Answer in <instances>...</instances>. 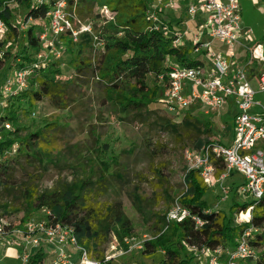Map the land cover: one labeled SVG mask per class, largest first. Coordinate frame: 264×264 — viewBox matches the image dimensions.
I'll return each mask as SVG.
<instances>
[{"label":"rangeland","instance_id":"obj_1","mask_svg":"<svg viewBox=\"0 0 264 264\" xmlns=\"http://www.w3.org/2000/svg\"><path fill=\"white\" fill-rule=\"evenodd\" d=\"M245 1L248 0L241 1L242 25L252 29L251 42L253 38L255 41H264V15L254 12L250 2L247 9L246 3H243ZM189 4L182 6V11ZM14 13L13 24L18 27L19 33L15 40L9 39L7 30L1 26L0 44L3 46L0 48V59L3 57L2 53L9 50L12 54L21 55L26 43V30L29 27L33 28L35 35L45 28L44 20L30 19L23 23L24 8L22 7L15 6ZM160 16L161 29L170 35L168 32L173 25L168 23L165 15L160 14ZM89 21L94 35L98 38L103 32V23L93 19ZM174 25L182 36V44L185 42L189 47L187 54L189 60L200 55L194 53L190 46L193 44V39H189V36L192 38L194 33L198 35L201 43H209L210 49L214 50L212 39L204 32L198 33L196 23L186 12L181 13ZM80 46L83 47L81 57L88 58L92 64L97 62L102 46L90 35L80 37L72 46L68 44L66 38L60 40L52 50L47 47L43 49V56H47V59L42 65H47L49 75L67 85L68 102L64 107L58 108L50 100L43 99L40 102H33L32 108L27 112L21 110L17 112L21 139L29 133L43 129L42 136L34 140V149L39 155L35 156L37 160L26 157V152L35 153L27 151L26 148L25 152L12 157L14 160L10 164L9 176L6 180H2L0 186V213L8 218L11 228L15 229L22 230L28 222L41 221L45 218L46 212L30 210L26 205L30 196H37L45 191H61L68 186L79 185L86 181L94 183L101 174V163L114 157L119 164L121 178L116 180L109 177L108 190L104 194L96 191V185L86 184L83 186V197L90 207L98 211H102L106 205L121 203L133 225L132 237L135 241L142 242L152 237L155 231L154 224L186 191L184 176L188 166L192 165L186 158V151H199L205 141L217 143L222 140L226 147L233 143L232 138L226 136L229 135V129L225 131V126H229V112L215 116L204 114L200 109H192L181 112L178 110L177 114H174L163 104L164 98L161 92L159 102L151 104L148 113L145 112L140 117L121 115L112 106H103V86L90 70L80 73L70 66L69 61L72 59L70 50L76 53ZM203 51L205 54L201 56L210 61L208 52ZM30 53L33 51L30 50ZM0 65V84L3 85L16 67L8 68L11 65L10 60H4ZM203 65L207 66V62L203 61ZM154 81L153 76L147 79L150 86ZM29 86L30 90L36 89L35 86L32 88L30 79ZM253 88L257 90L255 83ZM255 100L264 107V92H257ZM255 110L264 109L257 107ZM185 112H190L193 117L200 120L209 116L213 128L212 134H205L201 128L194 125L192 119L189 125L181 124ZM9 123L13 127L12 123ZM48 123L54 125L45 129L44 126ZM199 140L202 141L200 146H198ZM104 147L107 148L106 152H103ZM240 177L235 175L232 180L228 179L224 183L228 192L232 188L234 193H229L223 202H220L223 197L220 184L216 182L208 186L203 201L209 206L210 211L223 212L230 216L229 210L232 204L244 205L251 202L250 199L239 195L237 185L231 182ZM134 195L139 197L137 207L133 202ZM125 242L124 239L123 243L119 244L114 235L110 234L107 244L102 246L105 255L113 256L110 264H161L164 257L162 252L145 257L141 255L140 250L127 252L129 246ZM46 249L49 254L55 252L52 247ZM262 250L264 245L258 248L256 255L260 256ZM52 257H44L42 264H50ZM224 261L223 256L220 262ZM247 261L239 263L254 264Z\"/></svg>","mask_w":264,"mask_h":264},{"label":"trees","instance_id":"obj_2","mask_svg":"<svg viewBox=\"0 0 264 264\" xmlns=\"http://www.w3.org/2000/svg\"><path fill=\"white\" fill-rule=\"evenodd\" d=\"M69 3L70 5L75 3V13L80 19H93L103 23V32L97 38V43H101L102 46L97 62L92 64L88 58L81 57L83 47L80 46L76 53L70 50L72 59L69 64L80 73L90 70L103 86V106H112L121 115L140 117L143 113H148V107L159 102V95L166 84V81L159 80V77H165L173 67L203 66L199 57L188 59L187 47L173 44L176 35H169L167 31L161 29L159 20L161 16L157 10L156 0H75V2L70 0ZM15 6L24 8L23 23L30 19L44 20L50 10L48 5L37 6L32 0H0V24L7 30V37L12 40H15L19 33L18 27L13 24ZM103 8L108 11L109 17L100 13ZM40 34L41 31L35 35L33 28L29 27L26 30V43L21 55L12 54L9 50L3 52V57L0 59V64L4 60H10L11 65L8 68L16 67L11 74L16 70L31 68L32 74L29 79L32 88L36 87L30 90L29 86L17 96H5L2 93L3 85L0 84V100L4 101L0 108V117L13 125L11 130L0 133V186L2 180H6L9 176L10 164L14 160L12 157L25 152L26 148L27 151L35 152L33 154L26 152V157L37 160L35 156L39 155L34 149V140L42 136L43 129L29 133L21 139L17 112L20 110L27 112L32 108L33 102H40L43 99L50 100L58 108L64 107L68 102L67 85L49 75L47 65H42L43 61L36 59L42 49ZM82 36L87 34L80 37ZM66 38L68 44L72 46L74 42L68 37L64 36L60 40ZM2 46L0 44V48ZM30 50L33 53H30ZM33 64L37 66L33 67ZM149 76H153L155 80L152 86L147 83ZM183 117L181 124L189 125L192 119L194 125L201 128L205 134H212L213 128L209 116L200 120L193 117L190 112H185ZM51 125L54 124H45L44 128L47 129ZM210 143L205 141L203 146ZM201 144L202 141L199 140L198 146ZM13 147L16 148L15 154L11 151ZM103 150L106 152L107 148L104 147ZM213 164L216 168L215 177L218 178L224 171L223 162L217 159ZM101 167V174L94 183L86 181L79 185L73 184L61 191H45L37 196H30L26 205L30 210L48 212L45 219L52 224L72 226L78 244L87 249L91 257L104 262L105 254L102 246L107 244L110 234L122 244L124 239L133 236V225L121 203L106 205L102 211H98L90 207L83 197L84 185H96V191L104 194L108 190L109 177L116 180L121 178L119 164L114 157L102 162ZM184 184L186 191L175 203L185 208L191 217L197 218L201 225L196 226L188 217L179 223L173 222L166 226L165 213L154 224L155 231L152 237L143 242L141 255L150 257L162 252L164 257L161 264H196L191 248L232 249L236 246L237 239L249 228H253L251 233L253 239L249 244L255 252L264 245V199L253 209L250 224L239 225L236 224L233 214L244 211L250 203L232 204L229 210L230 216H227L223 212L210 211L209 206L203 201L208 186L197 170L187 171ZM229 193H234V190L229 189ZM133 202L137 207L139 202L137 195H134ZM43 259L44 254L40 249L32 253L28 264H42ZM247 260L249 263L264 264V250L260 256L255 254L254 258Z\"/></svg>","mask_w":264,"mask_h":264},{"label":"built area","instance_id":"obj_3","mask_svg":"<svg viewBox=\"0 0 264 264\" xmlns=\"http://www.w3.org/2000/svg\"><path fill=\"white\" fill-rule=\"evenodd\" d=\"M70 0H32L35 5H48L50 10L44 21L45 28L41 31L40 42L42 49L36 56L38 61H45L44 48L54 49L60 38L66 36L76 42L81 35H90L95 41L89 19L82 20L75 13V3ZM75 2V0H73ZM157 2L162 0H156ZM242 0H196L186 8V13L192 21L202 19L198 33L207 32V35L221 46L224 51L210 49L209 43H201L198 35L193 34V51L208 52L210 66L173 67L160 76L165 80L163 90V104L174 114L177 111L200 109L204 114L218 116L222 109L229 106L232 100L236 107L233 119V143L230 147L211 142L199 151H186V158L192 163L187 171L197 170L203 182L212 186L220 184L223 202L229 195L224 183L232 173L243 177L238 187V194L251 200L244 211L235 214L236 224H250L251 213L255 206L264 199V110L256 111L257 107H264L255 100L257 92H264V42L252 47L245 46V62L240 63L237 58L236 46L241 44L240 38L253 36L251 28L243 27L241 21ZM173 2L167 3L165 8H174ZM101 14L109 17L108 11L103 8ZM0 24V28H1ZM181 35H176L173 44L180 45ZM101 45V43H98ZM44 45V47H43ZM59 55V54H58ZM57 55V57H58ZM37 64H33V67ZM32 69L16 70L8 77L2 86L5 96H17L28 88V80ZM256 84L257 90L253 88ZM4 101L0 100V108ZM11 124L0 117V133L11 130ZM16 153V148H12ZM7 157V156H6ZM221 159L224 171L218 178L215 177L214 160ZM48 214V212H46ZM190 217L200 226L201 222L191 217L190 213L177 203L165 215L166 226L173 222H181ZM166 228V227H165ZM253 228H249L237 239L232 249L207 247L191 248L196 264H239L248 258L255 257V250L250 246ZM10 232L20 236L18 259L20 264H28L33 252L39 251L42 246L55 249L50 264H108L113 256L105 255L104 262L91 257L88 250L81 247L70 225L52 224L43 219L38 222H28L24 229L11 228L8 218L0 213V241L6 243ZM131 250H142L143 242L135 241L134 237L125 239ZM42 250V249H41ZM224 256L225 261L220 262Z\"/></svg>","mask_w":264,"mask_h":264},{"label":"crops","instance_id":"obj_4","mask_svg":"<svg viewBox=\"0 0 264 264\" xmlns=\"http://www.w3.org/2000/svg\"><path fill=\"white\" fill-rule=\"evenodd\" d=\"M194 1H196V0H162V1L157 2V10L160 12V14L165 15L166 19L168 20V23H171V25H173L172 29H169L170 32H168V33H170L172 35H180V32H178L176 30V27L174 25L175 20L177 18H179V16H181L182 12L183 13L186 12V8H184V10L182 11V9H181L182 6L184 7V5H186L187 3H191V2H194ZM170 2H173L175 4V7L174 8H165V5L167 3H170ZM248 2H250V4L252 5L254 12L260 13L261 15H264V0H248V1L243 2V3H246V8L247 9L249 7V3ZM241 11H243L242 5H241ZM193 22L196 23V29H198L197 26H199L200 22H203V21H202L201 18H196ZM204 33L207 35V32H204ZM189 39H192L191 36H189ZM251 40H252V37L251 38H246L245 35H242L241 38H240L241 44L236 46L237 58H238L240 63H244L245 60H246V58H245V50H244L245 46L252 47L253 45H255L257 43L264 42V41H259V40L255 41V38H253V42H251ZM212 41H213L212 42V46L214 47L215 51H224L225 50V47L221 46L220 44H218L214 40H212ZM182 43H183V39L181 40L180 45H182L184 47H187L189 49V47L186 45L185 42H184V44H182ZM190 46L193 49V44H191ZM202 54H205V52L201 51L200 55H198L199 56L198 59L200 61H202V63H203V61H206L207 62V67L210 66V62L207 61V59L205 57H202L201 56ZM227 111L229 112V120L230 121H229V126L228 125L225 126L226 127L225 131L227 129H229V131H230L229 135H226V136H229V138L231 137L232 141H233V119H234V115L236 114V107H235L234 103H232V100H229V106L225 107V109H223L221 111V113H226ZM219 121L221 122L220 119H219ZM218 143L224 146V143L222 142V140H219ZM231 145L229 144V147ZM235 175H239V174L232 173L229 176L228 179L230 180ZM239 176H241V175H239ZM241 177H240V179H235L234 181H231L232 183L235 182L234 184L237 185L236 188L239 187L242 184V182H243V177L242 178ZM19 241H20V236L16 235V233H14V232L13 233L12 232L9 233V235L7 236L6 243H2L0 241V264H20V261L18 259V253H19V244L18 243H19ZM46 248H47V246H45V245L42 246V248H41L42 252L44 254V257L53 256V254H49L47 252Z\"/></svg>","mask_w":264,"mask_h":264}]
</instances>
